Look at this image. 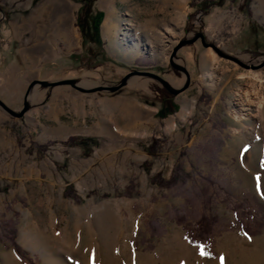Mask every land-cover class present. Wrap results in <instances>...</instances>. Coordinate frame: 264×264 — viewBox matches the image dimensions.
<instances>
[{"label": "rangeland", "instance_id": "1", "mask_svg": "<svg viewBox=\"0 0 264 264\" xmlns=\"http://www.w3.org/2000/svg\"><path fill=\"white\" fill-rule=\"evenodd\" d=\"M191 1L67 0L76 58L0 105V264H264V0Z\"/></svg>", "mask_w": 264, "mask_h": 264}, {"label": "crops", "instance_id": "2", "mask_svg": "<svg viewBox=\"0 0 264 264\" xmlns=\"http://www.w3.org/2000/svg\"><path fill=\"white\" fill-rule=\"evenodd\" d=\"M67 0H0V101L22 108L33 81L55 78L48 63L76 58L79 32Z\"/></svg>", "mask_w": 264, "mask_h": 264}, {"label": "trees", "instance_id": "3", "mask_svg": "<svg viewBox=\"0 0 264 264\" xmlns=\"http://www.w3.org/2000/svg\"><path fill=\"white\" fill-rule=\"evenodd\" d=\"M196 1H198V0L191 1V4H193ZM213 1L214 0H199V3L201 5H205V4L212 3ZM230 2H234V0H230ZM68 139L72 140L73 138L69 137ZM46 146H47V144H42V145H39L38 148H40V150L41 149L43 150L46 148ZM153 181L156 182L160 186H170L171 184L176 183L177 180H176L175 176L173 175L170 178H168L167 180L160 178V177H154ZM63 194H64V196L70 197V198L77 200V201H79V199H80L79 196L77 194L73 193L70 189L64 190ZM208 225H209V222L206 219V217H201L199 222H198L199 229L202 230L204 233H209V231L207 230ZM14 246H15L16 251L19 254H21V252H22L21 249L16 244H14Z\"/></svg>", "mask_w": 264, "mask_h": 264}, {"label": "water", "instance_id": "4", "mask_svg": "<svg viewBox=\"0 0 264 264\" xmlns=\"http://www.w3.org/2000/svg\"><path fill=\"white\" fill-rule=\"evenodd\" d=\"M196 35L199 36V37L201 38V40H202V42H203L204 45H208V46L212 47V48L216 51L217 54H219V55H223V56H225V57H227V58H229V59L235 60V61L237 60V59L234 58V57L224 55V54L221 52V50H220L216 45H214V44H212V43L206 44V43L204 42V36H203L202 34L198 33V34H196ZM172 64H173L174 66H176L174 63H172ZM176 67L179 68V69H181V70L185 73V75L187 74V73H186V70H185L183 67H181V66H176ZM252 67H254V66H252ZM41 83H43V82H41ZM124 84H125V79L121 80L120 83H119L117 86H105V87H100V88H101V89H104V90H108V91H114V90L118 89L119 87L123 86ZM0 105H1V106H2L7 112H9L10 114H12V115H14V116H20V115H21L20 112H19V113L14 112L12 109H10V108L7 107L6 105H4L1 101H0Z\"/></svg>", "mask_w": 264, "mask_h": 264}, {"label": "bare ground", "instance_id": "5", "mask_svg": "<svg viewBox=\"0 0 264 264\" xmlns=\"http://www.w3.org/2000/svg\"><path fill=\"white\" fill-rule=\"evenodd\" d=\"M105 26H106V29H110L111 28V24H110V22H109V20L107 19L106 20V22H105ZM245 95H247V94H245ZM252 103V101H249V104H251ZM260 103V102H259ZM248 154L249 153H247V156H248ZM189 251V250H188Z\"/></svg>", "mask_w": 264, "mask_h": 264}, {"label": "snow or ice", "instance_id": "6", "mask_svg": "<svg viewBox=\"0 0 264 264\" xmlns=\"http://www.w3.org/2000/svg\"><path fill=\"white\" fill-rule=\"evenodd\" d=\"M203 254V253H202Z\"/></svg>", "mask_w": 264, "mask_h": 264}]
</instances>
